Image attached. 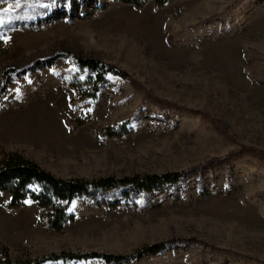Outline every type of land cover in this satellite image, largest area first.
Segmentation results:
<instances>
[{
	"label": "rangeland",
	"instance_id": "obj_1",
	"mask_svg": "<svg viewBox=\"0 0 264 264\" xmlns=\"http://www.w3.org/2000/svg\"><path fill=\"white\" fill-rule=\"evenodd\" d=\"M0 21L4 153L67 179L181 174L135 198L75 200L62 231L0 192L13 261L165 242L124 264H264V159L249 151L264 153V0H0ZM87 59L129 78L82 99L71 82ZM124 123L126 135H103Z\"/></svg>",
	"mask_w": 264,
	"mask_h": 264
},
{
	"label": "trees",
	"instance_id": "obj_2",
	"mask_svg": "<svg viewBox=\"0 0 264 264\" xmlns=\"http://www.w3.org/2000/svg\"><path fill=\"white\" fill-rule=\"evenodd\" d=\"M171 1L156 0L159 6ZM122 2L141 8L146 0H122ZM1 46L2 41L0 40V49ZM78 65L84 76L75 78L71 82V87L82 99L96 100L99 93L109 83L110 77L129 78L124 70L98 60H78ZM102 133L112 138L124 136L129 133V130L127 123H124L107 127L102 130ZM249 151L264 159L263 152L255 149ZM180 179V173L144 174L125 178L106 177L94 180L61 178L19 153H4L0 146V192L10 195L9 208L20 207L28 200L33 201L40 210L39 223L55 231H62L75 221L74 215L70 212L75 200H109L116 196L135 198L141 194H151L169 185H175ZM118 204V202L109 203L108 206L115 207ZM168 248L169 243L162 242L144 246L129 256L70 251L47 254L35 259L26 258L13 261L8 248L0 242V264H69L93 259L102 260L107 264H124L128 261L138 263L144 258L163 254Z\"/></svg>",
	"mask_w": 264,
	"mask_h": 264
},
{
	"label": "snow or ice",
	"instance_id": "obj_3",
	"mask_svg": "<svg viewBox=\"0 0 264 264\" xmlns=\"http://www.w3.org/2000/svg\"><path fill=\"white\" fill-rule=\"evenodd\" d=\"M0 23H2V21H0Z\"/></svg>",
	"mask_w": 264,
	"mask_h": 264
},
{
	"label": "bare ground",
	"instance_id": "obj_4",
	"mask_svg": "<svg viewBox=\"0 0 264 264\" xmlns=\"http://www.w3.org/2000/svg\"><path fill=\"white\" fill-rule=\"evenodd\" d=\"M1 125H2V124H1ZM1 125H0V126H1ZM1 127H2V126H1Z\"/></svg>",
	"mask_w": 264,
	"mask_h": 264
}]
</instances>
